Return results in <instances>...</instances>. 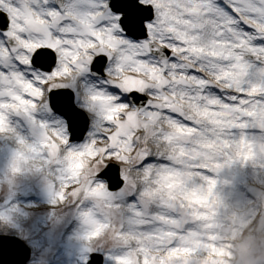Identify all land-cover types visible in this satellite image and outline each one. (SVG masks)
<instances>
[{"label":"snow or ice","instance_id":"6c2138e0","mask_svg":"<svg viewBox=\"0 0 264 264\" xmlns=\"http://www.w3.org/2000/svg\"><path fill=\"white\" fill-rule=\"evenodd\" d=\"M17 116L41 137L13 171L54 167L86 264H217L213 173L264 154V0H0V132Z\"/></svg>","mask_w":264,"mask_h":264},{"label":"rangeland","instance_id":"374dc122","mask_svg":"<svg viewBox=\"0 0 264 264\" xmlns=\"http://www.w3.org/2000/svg\"><path fill=\"white\" fill-rule=\"evenodd\" d=\"M11 127L16 131L0 132L3 134V137H0V234L17 236L31 248L28 264H55L58 258L56 256L60 252L59 244L46 245L47 242L42 241L40 236L45 232L48 238L54 232L58 235L63 230L64 233L78 220L79 209L71 202L53 210L42 208L29 212V209H13L17 202L27 201V206L37 207L49 197L54 200H57V197L53 193L55 181L52 178L55 176V169L50 164L46 166L42 159L30 160L23 165L20 172L13 171L14 160L21 150L20 138L31 142L29 144H35L40 140L41 129L19 116L12 118ZM234 138L238 139L239 136ZM254 141L264 142L260 138H255ZM33 162L35 167L30 166ZM261 162H264V156L260 154L248 160L235 158L232 163L239 165L237 183L223 187L217 182L215 191L220 201L217 207V221L221 226L227 225L229 221L233 223L230 235L223 233L222 229L218 234L219 251L214 254L217 264H230L229 258L234 255L233 249L243 250L246 247L247 239L251 238H244L246 229H264V172L259 169ZM213 177L217 180L218 172H214ZM229 177L230 173L225 179L229 181ZM247 185L253 187L247 190ZM255 200L258 201L256 205L248 207V204L254 203ZM55 204L56 202L53 205ZM83 243L87 245L86 240ZM69 249L70 247L65 245V250ZM78 250L75 247L72 257L62 264H71L73 261L75 264H86V258L90 255L89 246L87 245V250L82 256H78ZM56 261L59 262L60 258Z\"/></svg>","mask_w":264,"mask_h":264},{"label":"bare ground","instance_id":"6f19581e","mask_svg":"<svg viewBox=\"0 0 264 264\" xmlns=\"http://www.w3.org/2000/svg\"><path fill=\"white\" fill-rule=\"evenodd\" d=\"M15 131H13V132H15ZM256 132L258 133V135H256ZM241 135H242V133L240 130H237L235 132V136L240 137ZM246 135L248 136V138L250 140H253V141L255 140V138H260L261 140H264V131H261L257 128L247 129ZM0 137H3V134H0ZM29 143H31V142H29ZM260 155L264 156V154H260ZM223 159H226V158H223ZM34 164H35L34 162L30 163V166H34ZM238 166L239 165H237L236 163H230V164L225 163L221 169H219L218 171L215 172V173L218 172L217 182L220 183L223 187H227L231 183L236 184L237 179L239 177V167ZM259 169L264 172V162L259 163ZM229 173H230V177H229V181H227L225 178H226V176L229 175ZM52 179L55 181V176ZM53 193H54V195L56 194L55 188H54ZM54 202H56V204L60 207L65 206V205H63V202L58 203L57 200H54L50 197L48 199H46V201H45L46 204H51ZM40 205L41 204H39L37 207H34L33 205L27 206V201L22 202V203L17 202V204H14L13 209L14 210L24 209L25 211H27L29 209L28 211L31 212V211H35V210H42V207H40ZM52 208L53 207H50L49 209H52ZM21 223H23V222H21ZM62 231L58 235H56V232L50 234L49 238L47 237V234H45L46 232L40 236V239H42V241H45V243L47 242L46 245H48V244H53V245L59 244L60 252L57 254L56 257L60 258V261L57 262L56 260L58 258H56L55 264H62L63 262L70 259L72 257L71 255L73 254V249L75 247H77V249H79L78 250V256L79 255L82 256L83 254H85V252L87 250L88 242H87V245H85V243H83V241L86 240V238H85L86 228H85V225L83 223L80 211L78 212V220H76L74 222V224H72L67 230H65L64 233H62ZM65 245H68L70 247V249L68 251L65 250ZM80 262H81V260L79 261V263ZM71 264H75V261H73Z\"/></svg>","mask_w":264,"mask_h":264},{"label":"clouds","instance_id":"9594fccd","mask_svg":"<svg viewBox=\"0 0 264 264\" xmlns=\"http://www.w3.org/2000/svg\"><path fill=\"white\" fill-rule=\"evenodd\" d=\"M247 239L246 247L243 250L233 249L234 255L230 264H264V229L250 228L243 233Z\"/></svg>","mask_w":264,"mask_h":264},{"label":"water","instance_id":"95a60500","mask_svg":"<svg viewBox=\"0 0 264 264\" xmlns=\"http://www.w3.org/2000/svg\"><path fill=\"white\" fill-rule=\"evenodd\" d=\"M223 231L229 233L230 229L224 227ZM9 249L16 254L10 253ZM29 257L30 249L22 241L17 238L4 240L3 264H26Z\"/></svg>","mask_w":264,"mask_h":264}]
</instances>
